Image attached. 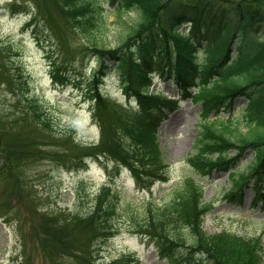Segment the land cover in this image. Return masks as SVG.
<instances>
[{
    "label": "trees",
    "instance_id": "obj_1",
    "mask_svg": "<svg viewBox=\"0 0 264 264\" xmlns=\"http://www.w3.org/2000/svg\"><path fill=\"white\" fill-rule=\"evenodd\" d=\"M33 1L38 10L32 13L28 25H38L51 17L47 13L48 0L47 4L43 0ZM53 1L59 6L65 25L84 41L82 49L97 63L84 90L101 128L97 145L77 143L72 147L70 137H75L68 124L55 131V126L61 128V119L31 89L18 47L0 42V69L9 73L0 82L9 88L10 107H14L10 112L0 108V217L16 220L21 226L22 215L50 264H92L93 249L82 254L84 244L91 245L96 237L106 239L116 232L112 220L121 209L125 212L126 206L119 203L117 193L111 192L110 187H103L90 199L96 203L86 214L76 211L77 218L71 221V216L53 218L38 208V199L27 185L26 171L42 160L58 168H77L83 166L85 156L100 153L130 166L142 181L146 177H162L164 165L158 152L156 128L164 110L175 106V102L160 92L149 93L150 73L155 69L173 73L176 84L187 96L189 87H196L190 97L202 105V118L189 164L201 173L216 166L227 169L249 149L254 160L243 170L233 171V187L226 195L240 201L242 191L251 182L255 183V192L260 191L259 183L264 179V0ZM106 2L116 5L119 13L133 8L138 13L123 40L113 48L101 44L106 31ZM9 7L12 12L29 9L24 1L20 6L15 3ZM49 21L53 22V18ZM188 22L189 29L181 31ZM199 51L203 54L201 60ZM110 69L118 73L121 91L135 96L136 111L124 109L98 92L97 87ZM51 75L60 83L67 79L56 60L52 62ZM238 95L247 98L239 119L208 120L214 108L216 113L221 108L231 109L232 100ZM243 124L245 131L241 129ZM31 129L59 135H55L54 142L42 145L31 135ZM230 149L237 155L230 156ZM202 197V187L193 178H186L169 202L162 207L153 204L140 216L141 225L156 239L160 252L173 256L176 247L184 248L175 258L177 264H261L263 254L257 249L258 239L247 240L226 231L206 234L200 228V215L205 210Z\"/></svg>",
    "mask_w": 264,
    "mask_h": 264
},
{
    "label": "rangeland",
    "instance_id": "obj_2",
    "mask_svg": "<svg viewBox=\"0 0 264 264\" xmlns=\"http://www.w3.org/2000/svg\"><path fill=\"white\" fill-rule=\"evenodd\" d=\"M15 1L0 0V40L16 42L15 45L20 50L23 66L30 77L29 85L36 93L43 94L44 99L49 101L54 116L62 120L61 128L55 126V131L68 126L71 132L74 129L76 141L70 137L72 147L77 143L81 145L95 143L99 139V128L97 124L93 123L90 103L82 101L79 89H74L72 86L54 85L49 70L51 63L56 60L59 62L60 68L66 71L68 77L71 76L73 79L81 81V87H85L91 82L92 69L97 67V63L88 59V52L84 51L86 49H82L84 41L74 30L65 25L59 11L60 8L53 4V0H48V4L46 0L42 1L43 4H47V13L51 15L50 18H53V22L49 21L50 18H44L43 13H40L44 19L40 18L44 22L41 21L38 25L34 22L33 29L26 27V22L31 17L29 13L24 11L12 13L8 9V3H15ZM33 2L30 0L28 6L34 13L37 12L38 7ZM106 7V31L101 38V44L107 48H113L123 40L124 34L137 18V13L134 10L119 13L115 9V5H106ZM182 28H187V26ZM201 56L202 54L199 53V57ZM8 76V72L0 71L1 81H5ZM153 78L154 82L149 88L151 92L162 91L167 96L177 95V89L170 84L169 78L160 74ZM102 80L103 84L101 87L98 86L97 90L107 95L111 100L126 104L127 101L119 88L117 73L115 71L113 73L110 69ZM94 91L96 90L94 89ZM11 98L12 95L7 85L0 82V108L5 107L4 109L10 112L14 108L10 107ZM246 101V96H235L232 100L234 111L231 118L239 119ZM134 104L135 101H132V105ZM199 110H201L199 104L181 100L176 111L170 112L168 118L160 124L158 140L161 154L171 168L169 182H156L152 185L153 197L159 202L166 201L173 186L179 185L185 174L192 173L186 160L193 154L191 151L199 129ZM228 112L225 110L221 114L222 118H225ZM67 122L68 126H66ZM241 127L245 131V125H241ZM30 133L42 145L45 142H54L57 139L55 135H59V133L49 135L39 129H31ZM234 154V151L230 152V155ZM253 158V154L248 151L243 155L238 165L243 168L245 165H249V161H253ZM111 165V163L108 164L109 167ZM35 170L38 171V175ZM26 174L28 188H30L32 196L38 199V208L46 210V213L53 218L71 216L69 221L77 218L76 211L80 210L86 213L91 208L89 199L82 194L83 191L87 190L89 196H93L107 181V170L104 168V162L100 160L90 161L84 170L74 171L58 168L56 165L42 160L35 168L27 170ZM117 178L116 186L119 189L120 200L122 202L130 201V206L126 208V212H121L115 220H112L118 227L117 234L111 236L110 239L96 237L91 245L87 242L83 246L82 254L93 249L96 257L103 263H108L122 254H131L136 258L135 264H171L167 259H162L158 255L154 244H149L133 232L134 227L131 226L129 220L132 209L138 212L142 211L143 202L148 200L149 193L147 190H140L136 186L134 178L126 170L122 171ZM197 178L204 186L203 202L210 204V208L203 215L202 229L207 233L227 231L235 233L239 238L258 239L259 248L257 249L263 254L261 264H264V202L257 206L253 205L254 194L251 190L245 192V198L240 204L228 202L224 193L231 184L228 174L222 171H213L208 178L199 176ZM81 187L83 188L80 195L78 191L81 190ZM247 198L248 201H246ZM16 205L19 206L20 202ZM21 209L24 210L22 207ZM64 209L65 212H62ZM20 222L21 226L16 220L4 221L0 218V264H50L47 260L49 257L45 255L43 247L33 234L34 231L29 228V224L22 215ZM74 225L77 223L74 222ZM79 235L81 234L79 233ZM21 247L24 251L19 256ZM77 249L80 250V245Z\"/></svg>",
    "mask_w": 264,
    "mask_h": 264
}]
</instances>
